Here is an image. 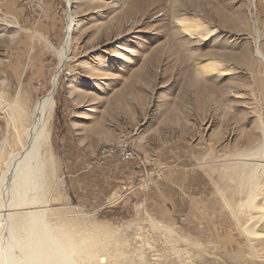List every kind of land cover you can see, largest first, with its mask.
Returning a JSON list of instances; mask_svg holds the SVG:
<instances>
[{
  "label": "rangeland",
  "instance_id": "1",
  "mask_svg": "<svg viewBox=\"0 0 264 264\" xmlns=\"http://www.w3.org/2000/svg\"><path fill=\"white\" fill-rule=\"evenodd\" d=\"M54 77L41 216L45 232L95 239L78 264L91 251L101 264H264V211L234 175L263 140L264 0H0L3 95L31 106ZM5 118L0 106L3 162L16 151ZM122 138L135 159L96 163Z\"/></svg>",
  "mask_w": 264,
  "mask_h": 264
},
{
  "label": "bare ground",
  "instance_id": "2",
  "mask_svg": "<svg viewBox=\"0 0 264 264\" xmlns=\"http://www.w3.org/2000/svg\"><path fill=\"white\" fill-rule=\"evenodd\" d=\"M176 20L189 36L202 35L198 24L192 25L183 18ZM71 32L70 27L68 33ZM70 39L71 36L68 35L66 47L71 42ZM67 60L65 50L60 51L58 68ZM202 63L196 64L198 70L204 69V66L213 69L216 64L215 61ZM56 82L57 78L54 77L53 85L31 106L23 101V94L22 97L19 95L21 92H16L9 99L0 90V106L6 117V125L13 130L16 150L4 162L2 155L0 156V264H78L76 258L79 256L76 254L79 249L86 251L87 247H96L92 236L84 237L83 240L76 241L79 243L76 244L72 232L63 229L68 227L67 224H59L55 232H45L47 225L42 222L41 215L46 208V200L43 198L46 179L43 170L46 163H49L45 158L46 155L49 156L50 118ZM41 150L44 151L43 157L40 156ZM251 155V158L236 163L235 166L239 169L234 175L239 183L245 182L248 188L244 204L264 211L263 198L258 199L255 193L258 187L256 172L259 167L264 172V134L263 140L253 148ZM255 223L257 221L253 222L251 219L250 225L243 227L244 232L248 235L259 234L253 226ZM97 254L91 251L86 256L95 264H101L100 257L96 258ZM105 255L110 256L108 253Z\"/></svg>",
  "mask_w": 264,
  "mask_h": 264
},
{
  "label": "built area",
  "instance_id": "3",
  "mask_svg": "<svg viewBox=\"0 0 264 264\" xmlns=\"http://www.w3.org/2000/svg\"><path fill=\"white\" fill-rule=\"evenodd\" d=\"M99 152L100 156L96 159V163L99 164L103 163V161L112 154H116L121 161H128L136 158L131 142L127 138L120 139L114 145L103 147Z\"/></svg>",
  "mask_w": 264,
  "mask_h": 264
}]
</instances>
